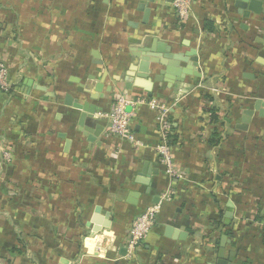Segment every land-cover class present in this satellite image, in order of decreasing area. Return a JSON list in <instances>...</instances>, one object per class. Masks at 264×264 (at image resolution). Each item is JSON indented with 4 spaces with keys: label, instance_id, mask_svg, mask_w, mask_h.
I'll list each match as a JSON object with an SVG mask.
<instances>
[{
    "label": "crops",
    "instance_id": "1",
    "mask_svg": "<svg viewBox=\"0 0 264 264\" xmlns=\"http://www.w3.org/2000/svg\"><path fill=\"white\" fill-rule=\"evenodd\" d=\"M188 1L191 14L179 22L165 0H0V64L12 89L0 92L7 264H215L223 236L225 260L237 251L235 264H264V118L254 113L246 131L236 129L243 111L264 101V13H248L238 0ZM206 20L215 32L204 30ZM152 45L157 57L159 46L195 50L200 76L168 84L184 71L174 61L177 74L142 87L151 80L138 78L134 56ZM96 83L103 97L90 101L83 93L94 94ZM121 93L134 103L126 107L131 142L103 136ZM66 96L100 109L91 118L99 137L88 140ZM152 101L169 110L174 178L158 162ZM215 130L222 141L213 147ZM156 206L154 229L129 255L131 220Z\"/></svg>",
    "mask_w": 264,
    "mask_h": 264
},
{
    "label": "water",
    "instance_id": "2",
    "mask_svg": "<svg viewBox=\"0 0 264 264\" xmlns=\"http://www.w3.org/2000/svg\"><path fill=\"white\" fill-rule=\"evenodd\" d=\"M151 2L152 0H146ZM241 1L239 2L236 6L238 8H242L247 10L248 13H255V14H261L264 13V10H261L260 4L264 3V0H238ZM246 3V5H245ZM247 16V14H245ZM263 43V41H262ZM156 52V48L154 45L152 47L150 46L149 48H145L140 50V54L135 55L134 57L136 59H139V65H138V78L143 79V80H151V83H140L143 85L142 87H145L146 89H150L149 86L153 83H160L162 79L160 78L168 75H174L177 74V71L175 72L174 68L176 67V63L174 61L180 62L181 66L184 68V71L181 73L182 77H177L173 81H167L168 84H172L175 82H182L183 79L186 76H192V77H199L200 76V69L198 65V57L197 53L195 50L191 49L185 54H174L170 53V51L167 49V47L159 46L157 49V52L159 53H164L163 57H157L153 56V54ZM95 59H97V54H93ZM97 62V63H96ZM95 64H100L99 61H95ZM150 65H158L163 67L165 70L164 71H158L157 73H153L152 69H150ZM162 75V76H161ZM24 87L26 88L25 90L23 89L21 92L26 93L33 87V81L26 79L24 80ZM102 84L101 83H96L93 91L94 94L89 93L87 89L84 90L85 95H88V99L90 101H95L97 100L100 96L103 97L101 94L102 91ZM107 92L111 91V88L106 89ZM98 94V96H96ZM100 94V95H99ZM65 102L64 105L68 107H72L80 112L79 117L77 119V126L82 127L83 130L82 132H85V136L88 137L89 141H93L95 138L99 137L102 132V127L97 126L96 124H93V120H91L92 116L98 112L100 109L95 107L94 105H91L87 103L86 101L80 102L78 99H73L70 96L65 97ZM254 113H258V115L261 118H264V101L258 100L256 101L253 109L251 110H244L242 117H241V123L236 126L237 130L240 131H246L247 127L251 121V118ZM68 145V141L66 143ZM146 171H144L141 175L145 176ZM147 185V183H145ZM129 200L128 203L132 205H136L135 199H138V194L135 192H132L129 194ZM104 226H108L109 222L106 221ZM167 236H171L174 232V229L171 227H168L166 229ZM176 237L177 239H182L183 235L179 231H176ZM227 239L225 236L221 237L220 239V244H219V250L218 254L216 257V262L215 264H235V258L237 251H234L233 253H230V257L225 260L224 259V247L226 245ZM125 251V249H123Z\"/></svg>",
    "mask_w": 264,
    "mask_h": 264
},
{
    "label": "built area",
    "instance_id": "3",
    "mask_svg": "<svg viewBox=\"0 0 264 264\" xmlns=\"http://www.w3.org/2000/svg\"><path fill=\"white\" fill-rule=\"evenodd\" d=\"M179 22L184 21L190 14L191 8L188 0H165ZM8 69L5 65L0 64V92L9 90ZM128 105H134L125 94L116 95L115 102L108 115V124L105 127L103 136L107 139H117L119 141H132L131 132V113L126 111ZM149 107L157 111V123L160 133V145L157 147L158 162L163 165L166 174L174 178L176 176V169L173 164V156L171 148L167 139L168 133L171 132L172 123L169 120V110L167 107L158 106L154 101L150 102ZM3 163L9 164L10 151L9 149H2L1 151ZM160 213L159 206L147 208L140 215L131 220L127 234L123 243L129 255L134 254L145 241L147 235L154 229L157 223V218ZM0 264H7L4 259L0 258Z\"/></svg>",
    "mask_w": 264,
    "mask_h": 264
},
{
    "label": "trees",
    "instance_id": "4",
    "mask_svg": "<svg viewBox=\"0 0 264 264\" xmlns=\"http://www.w3.org/2000/svg\"><path fill=\"white\" fill-rule=\"evenodd\" d=\"M204 30L208 33H213L216 31V27L214 26L213 22L206 20L204 22ZM12 89H9L6 92L3 93H10ZM210 123H217L218 122V118L214 115V111L210 110ZM167 139L169 142H171L170 140H175V136H173L171 133H168L167 135ZM222 141V139L219 137V132H217L216 130L213 131L210 135V140H209V144L213 147L218 146L220 144V142Z\"/></svg>",
    "mask_w": 264,
    "mask_h": 264
}]
</instances>
